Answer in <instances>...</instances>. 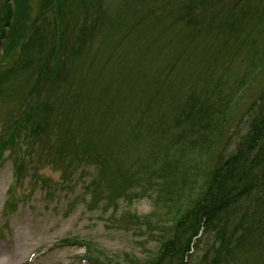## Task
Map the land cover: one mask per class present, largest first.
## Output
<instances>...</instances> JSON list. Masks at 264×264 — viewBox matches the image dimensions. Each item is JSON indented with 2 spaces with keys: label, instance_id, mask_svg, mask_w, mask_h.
<instances>
[{
  "label": "rangeland",
  "instance_id": "1",
  "mask_svg": "<svg viewBox=\"0 0 264 264\" xmlns=\"http://www.w3.org/2000/svg\"><path fill=\"white\" fill-rule=\"evenodd\" d=\"M99 1L107 21L68 61L60 87H55L59 80L47 81L33 93L15 84L18 77L10 80L8 91L0 90V133L16 131L14 137L18 136L15 145L0 156V264H95L94 258L85 259L89 255L100 264H143L157 259L163 235L168 239L177 223L176 207L169 191L157 201L142 166L171 147L169 161L178 157L190 137L176 144L179 131L160 130L155 123L161 116L170 122L172 107H181L190 97H202L203 92L210 96L207 86L212 78L240 80L256 59L243 44L255 31L243 33L227 22L235 0H219L213 9L218 17L210 19L206 25L210 28L201 29L173 23L180 16L178 7L187 0ZM155 4H159L158 17ZM41 5L42 0L36 11ZM76 7L79 16L73 22L71 40L85 16L83 7L71 0H54L48 8V17L54 20L55 15L74 16ZM261 44L264 33L257 36L256 46ZM257 75L223 129L233 141L244 130L247 110L263 87L264 72ZM70 87L77 97L87 98L76 115L65 117L52 105ZM98 96L100 101L95 100ZM144 102L152 107L148 118L137 115ZM45 104L53 107L51 113L44 112ZM37 113L42 116L36 129L28 128L23 117L33 119ZM221 143L214 151L220 150ZM69 150L80 161L87 160L89 153L108 150L129 167L128 183L139 174L136 188L143 191L134 202L119 200L116 210L107 209L103 201L89 203L88 184L95 171L88 160L73 165ZM205 160L207 164L208 157ZM212 164L208 162L207 171ZM179 231V236L185 233V229ZM212 241L208 235L204 244L194 247L189 264L201 261L202 249ZM252 263L264 264V258Z\"/></svg>",
  "mask_w": 264,
  "mask_h": 264
},
{
  "label": "trees",
  "instance_id": "2",
  "mask_svg": "<svg viewBox=\"0 0 264 264\" xmlns=\"http://www.w3.org/2000/svg\"><path fill=\"white\" fill-rule=\"evenodd\" d=\"M39 1L3 0L0 5L2 91H8V84L18 77L15 84L33 93H37L47 81L59 80L55 87H60L65 80L68 61L77 57L80 49L93 40L102 23L107 21V12L99 7V0H71L75 6L81 5L85 12L84 18L76 26L77 35L71 40L74 36L73 22L79 16L78 8L74 16L55 15L51 20L48 8L54 0H42L40 9L36 11ZM218 2L187 0L178 7L180 16L173 23H186L198 29L210 28L206 25L210 19L214 21L218 17L213 10L219 6ZM235 3L232 17L227 22L236 25L234 28L243 33L255 31L243 44L249 46L248 55L256 59L240 80L236 78L228 82L221 77L212 78L207 86L210 96L203 92L202 97H190L181 107H172L170 122L161 116L155 123L160 130L168 128L166 130L169 132L179 131L176 144L183 143L187 137L190 139L188 147L184 146L178 157H172L169 161L173 150L171 147L161 156L155 154L152 161L142 166L148 172V183L153 186L158 201L163 200L166 191L174 196L177 216L173 231L168 233L169 238L163 235L165 240L157 259L152 258L143 264H189L187 258L192 246L200 247L208 235L213 241L210 247L204 246L201 261L196 264H253V259L264 258V83L247 110L244 130L239 131L234 141L232 135L227 137L223 131L245 91L257 74L264 72V45L256 46L257 36L264 33V0H235ZM197 8L202 11L197 13ZM154 10L158 17L159 4L154 5ZM91 14L93 16L89 22L87 18ZM70 41L73 42L71 48ZM59 45L66 49L61 50ZM70 50L71 53L64 56L65 51ZM214 76L215 73L212 74ZM222 85L227 88L224 89ZM86 98L87 95L77 97L75 88L70 87L54 98L52 106L61 115L70 117L76 115ZM95 100L100 101L99 96ZM52 108L50 104L42 107L46 113H51ZM151 111V104L144 102L137 115L148 118ZM41 116V113H37L33 119L24 116L22 120L28 128L36 129L35 124ZM14 134L16 131L0 133V156L15 145L18 136L14 137ZM220 143V150L214 151ZM68 153L73 165H82L88 160L93 166L95 174L88 184L89 203L103 201L107 209L116 210L119 200L124 198L134 202L143 191L136 188L140 182L139 174L133 182L128 183L129 167L121 159L110 155L108 150L99 154L86 152L89 155L84 161H80V157L76 159L75 151L69 150ZM206 157L207 164L213 161L208 171ZM185 159L189 160V164ZM183 164L186 165L184 168ZM20 167L17 172H20ZM167 187L169 190H166ZM180 229H185L181 236ZM166 258L170 262H164Z\"/></svg>",
  "mask_w": 264,
  "mask_h": 264
}]
</instances>
